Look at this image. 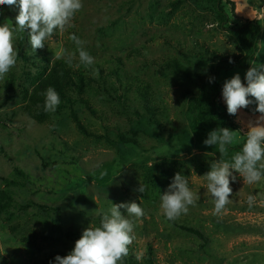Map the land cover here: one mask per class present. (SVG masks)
<instances>
[{"label": "rangeland", "instance_id": "rangeland-1", "mask_svg": "<svg viewBox=\"0 0 264 264\" xmlns=\"http://www.w3.org/2000/svg\"><path fill=\"white\" fill-rule=\"evenodd\" d=\"M233 1L239 17L258 20L264 29V0ZM82 3L73 27L45 40L40 52L52 64L59 60L54 52L60 49L65 57L75 53L73 60H79L77 45L70 39L74 34L84 41L94 63L106 70L117 66L111 59H121L122 74L152 86L150 108L157 110L154 116L163 123L168 147L148 134L154 116L144 100L135 99L133 93L126 99L123 91L114 90L123 87V80L109 78L105 85L89 88L86 97L97 115L76 97L71 105L46 113L45 100H34L35 88L46 73L34 65L35 55L25 63V51L19 47L20 34L27 40L25 50L31 47L30 30L22 32L15 24L18 6H0V26L7 23L16 29L19 53L16 66L0 79V194L10 198L7 209L0 212V264H55L57 255L67 256L73 250L85 229L100 225L102 214L113 204L130 202L139 203L144 216L134 229L135 240L123 264H264V180L247 185L234 171L237 179L231 184L230 203L214 215L203 176L219 160L217 155L197 149L178 157L172 154L189 130L190 95L200 88V80L188 74L208 77L204 48L237 56L235 42L190 0ZM142 48L149 53L148 61L128 58L131 51ZM172 59L187 74L169 68ZM254 63L264 64V37ZM247 71L224 73L221 82L239 74L246 85ZM221 103L226 105L223 98ZM256 107L253 103L235 115L244 133L261 115ZM177 173L185 176L199 199L187 214L170 221L160 210L161 197ZM142 184L146 190L141 193ZM249 195L256 197L251 207ZM121 212L127 215L126 209Z\"/></svg>", "mask_w": 264, "mask_h": 264}, {"label": "clouds", "instance_id": "clouds-1", "mask_svg": "<svg viewBox=\"0 0 264 264\" xmlns=\"http://www.w3.org/2000/svg\"><path fill=\"white\" fill-rule=\"evenodd\" d=\"M0 6H18L19 13L15 24L20 31L30 30L31 49L35 53L45 47V40L57 31L65 32L73 27L75 15L83 8L82 0H0ZM16 29L5 23L0 26V79L16 66L19 53L15 47ZM70 39L77 45L79 64L91 67L92 57L83 47L84 41L76 35ZM55 59H65L72 65L75 53L65 57V50L54 52ZM232 63L233 61H229ZM214 78H210L212 82ZM245 85L239 74L227 80L222 89V96L230 115H236L241 109H246L253 103L255 111L260 113L253 123L249 122L246 140L242 149L225 160L228 146L240 143L236 131L219 128L209 133L204 141L207 146L215 145L220 153V159L211 163V170L203 177L207 181L206 190L211 195L214 204L213 214L220 215L230 203L233 189L231 184L237 179L235 171L243 178L244 184H258L264 180V64L252 63L246 72ZM45 97L44 111L55 113L59 104V94L53 87L43 93ZM146 189L142 184L138 191ZM199 196L190 189L185 176L177 173L166 193L161 197L160 210L166 219L173 221L182 214H187L190 206H196ZM251 207L256 203V197H247ZM121 209H126L127 215ZM144 216V210L137 202L113 204L102 214L99 226L88 227L82 236L76 240L73 250L67 256L55 257V264H123L129 255V246L135 240L134 229ZM136 259L141 260L142 254L137 253Z\"/></svg>", "mask_w": 264, "mask_h": 264}, {"label": "trees", "instance_id": "trees-1", "mask_svg": "<svg viewBox=\"0 0 264 264\" xmlns=\"http://www.w3.org/2000/svg\"><path fill=\"white\" fill-rule=\"evenodd\" d=\"M195 9L203 14L210 15L220 31L227 34L236 44L239 55L233 56L229 54L220 53L218 50H210L204 48V55L209 65V76L203 77L200 74H193L188 76L190 78H198L200 80L199 91L191 94L188 104V113L190 116L189 130L180 139L177 146H173L172 154L178 157L182 154L192 153L194 150L206 152L217 155L220 159L218 148L207 146L204 141L208 138L211 131L219 128H228L231 131H236L237 137L240 138V143L228 146V155L224 157L225 160H230L232 155L242 149V145L246 140V134L235 121V115H230L227 111V106L221 103L222 89L224 83L221 82V76L232 70H249L252 63L260 51V42L264 37V29L258 20H251L239 17L236 13V4L233 0H190ZM19 47L25 51L24 61L27 63L31 61L32 57H36L38 64L46 75L35 88L34 100L43 101L45 97L44 92L49 87H53L60 97V106L67 107L72 104L73 100L78 98L87 109L97 115V112L92 108L91 102L88 100L87 91L91 86H97L99 83L104 85L108 83V79L121 83L123 80V87H116L114 90L123 91L121 94L126 99L131 98L130 94L135 95V99L144 100L149 113L153 116L157 110H151L150 103H152L153 88L147 84H140L135 82L134 78L127 73L122 74L124 70L123 61L119 58L111 59V63L117 65L116 68L106 70V68L99 63H94L91 67H85L79 64V60H73L70 66L65 59H59L53 64L47 56H44L40 50L34 53L31 49L25 50L27 40L24 34H20ZM40 57L38 59V57ZM129 59L145 58L149 60V53L142 49H135L128 54ZM233 61L230 63L229 61ZM41 62L45 64L41 65ZM168 67L175 70V72L186 73L182 69L178 61L170 60ZM210 78H214L210 82ZM33 100V102H34ZM74 120L79 129L87 134V130L82 126L75 114ZM160 118V117H159ZM156 116L150 121V126L153 129L148 130V134L155 138L161 145L168 147L163 136V123ZM125 142V141H123ZM127 143V142H125ZM19 175L23 173L16 170ZM10 198L2 193L0 194V212H4L9 206ZM46 209V207L40 206ZM184 229L195 232L192 228L182 227ZM79 238L78 236H76Z\"/></svg>", "mask_w": 264, "mask_h": 264}]
</instances>
